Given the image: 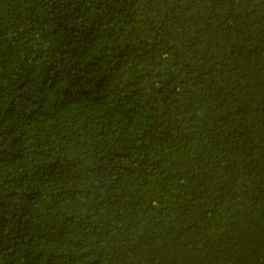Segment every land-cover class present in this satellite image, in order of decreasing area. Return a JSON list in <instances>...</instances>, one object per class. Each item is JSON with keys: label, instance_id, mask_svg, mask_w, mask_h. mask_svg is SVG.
I'll return each instance as SVG.
<instances>
[{"label": "trees", "instance_id": "trees-1", "mask_svg": "<svg viewBox=\"0 0 264 264\" xmlns=\"http://www.w3.org/2000/svg\"><path fill=\"white\" fill-rule=\"evenodd\" d=\"M0 264H264V0H0Z\"/></svg>", "mask_w": 264, "mask_h": 264}]
</instances>
